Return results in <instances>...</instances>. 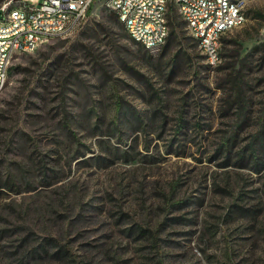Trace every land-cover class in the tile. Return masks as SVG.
Here are the masks:
<instances>
[{
  "label": "rangeland",
  "instance_id": "obj_1",
  "mask_svg": "<svg viewBox=\"0 0 264 264\" xmlns=\"http://www.w3.org/2000/svg\"><path fill=\"white\" fill-rule=\"evenodd\" d=\"M171 14L158 53L96 0L12 58L0 264H264V0L216 65Z\"/></svg>",
  "mask_w": 264,
  "mask_h": 264
},
{
  "label": "built area",
  "instance_id": "obj_2",
  "mask_svg": "<svg viewBox=\"0 0 264 264\" xmlns=\"http://www.w3.org/2000/svg\"><path fill=\"white\" fill-rule=\"evenodd\" d=\"M95 0H0V91L12 58L74 32ZM247 0H106L130 36L158 53L166 45L169 15L176 13L210 65L222 58L223 35L246 20Z\"/></svg>",
  "mask_w": 264,
  "mask_h": 264
},
{
  "label": "trees",
  "instance_id": "obj_3",
  "mask_svg": "<svg viewBox=\"0 0 264 264\" xmlns=\"http://www.w3.org/2000/svg\"><path fill=\"white\" fill-rule=\"evenodd\" d=\"M95 1H96V0H95ZM93 3H94V2H93ZM93 3H92V5H93ZM92 5H91V7L89 8L88 13H90V11H91V9H92ZM116 15H117V17H118V14H117V13H116ZM170 15H171V16H170V17H171L170 19H172V18L174 19L175 16H172V14H170ZM118 18H119V17H118ZM173 19H172V20H173ZM172 20H171V22H172ZM242 160H243V158H242ZM257 163L259 164V162H257ZM255 169H258V168L256 167Z\"/></svg>",
  "mask_w": 264,
  "mask_h": 264
}]
</instances>
